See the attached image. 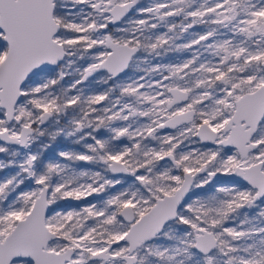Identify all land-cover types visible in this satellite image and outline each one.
Segmentation results:
<instances>
[{"label":"snow or ice","instance_id":"6c2138e0","mask_svg":"<svg viewBox=\"0 0 264 264\" xmlns=\"http://www.w3.org/2000/svg\"><path fill=\"white\" fill-rule=\"evenodd\" d=\"M0 264H264V0H0Z\"/></svg>","mask_w":264,"mask_h":264},{"label":"flooded vegetation","instance_id":"af4514ba","mask_svg":"<svg viewBox=\"0 0 264 264\" xmlns=\"http://www.w3.org/2000/svg\"><path fill=\"white\" fill-rule=\"evenodd\" d=\"M58 143H59V145H60L61 147H63V146L66 145L68 142L65 141V140H61V141H59ZM53 147L56 148V145H54ZM90 199H91V198H90ZM242 211H246V210H242Z\"/></svg>","mask_w":264,"mask_h":264},{"label":"rangeland","instance_id":"374dc122","mask_svg":"<svg viewBox=\"0 0 264 264\" xmlns=\"http://www.w3.org/2000/svg\"><path fill=\"white\" fill-rule=\"evenodd\" d=\"M145 2H147V0H145ZM61 141V140H60ZM50 155H52L51 153H50Z\"/></svg>","mask_w":264,"mask_h":264}]
</instances>
